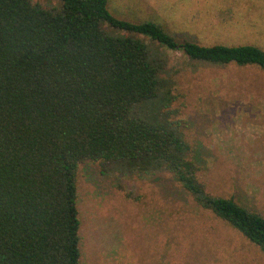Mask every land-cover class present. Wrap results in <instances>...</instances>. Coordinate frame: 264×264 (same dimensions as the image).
Returning <instances> with one entry per match:
<instances>
[{"label": "trees", "instance_id": "1", "mask_svg": "<svg viewBox=\"0 0 264 264\" xmlns=\"http://www.w3.org/2000/svg\"><path fill=\"white\" fill-rule=\"evenodd\" d=\"M56 1L59 8L0 0V264L80 263L83 162L106 174L170 173L201 209L264 254V217L206 193L169 112L150 120L135 111L163 100L171 83L159 48L261 71L264 49L178 41L153 21L114 17L108 0Z\"/></svg>", "mask_w": 264, "mask_h": 264}, {"label": "rangeland", "instance_id": "2", "mask_svg": "<svg viewBox=\"0 0 264 264\" xmlns=\"http://www.w3.org/2000/svg\"><path fill=\"white\" fill-rule=\"evenodd\" d=\"M108 10L131 23H158L178 41L264 49V0H108ZM159 56L171 83L163 100L136 113L153 119L169 112L206 193L264 217V71L192 61L180 50L159 48ZM77 210L79 264H264L256 246L201 209L166 171L106 174L83 162Z\"/></svg>", "mask_w": 264, "mask_h": 264}]
</instances>
